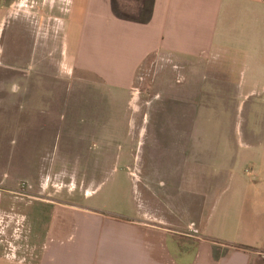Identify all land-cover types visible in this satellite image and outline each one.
<instances>
[{
	"label": "crops",
	"instance_id": "crops-1",
	"mask_svg": "<svg viewBox=\"0 0 264 264\" xmlns=\"http://www.w3.org/2000/svg\"><path fill=\"white\" fill-rule=\"evenodd\" d=\"M149 58L176 60L188 69L180 73L188 86L203 77L205 92L240 93L247 84L264 89V0H0V61L29 77L0 100V190L28 180L15 172L18 158H47L53 124L66 110L116 109L99 112L97 121L86 118L92 125L106 124L107 115L116 119L117 109L125 115L124 97ZM229 74L241 78L231 82ZM177 96L167 104L174 121L181 120ZM163 100L156 102L157 116ZM65 124L62 144L54 145L61 155L80 148L77 135H90L69 133ZM103 129H92L97 140L114 137ZM213 139L212 133L204 138L211 163L191 172L193 196L162 201L159 210L144 207L133 217L59 201L49 217L40 206L24 215L14 206L19 198L0 193V264H256L264 245L258 204L264 168H250V180L239 167H213L219 154ZM48 169L40 165L27 187L43 181L41 193L52 188L57 182ZM199 183L212 190L208 198L198 195ZM202 204L210 212L205 217Z\"/></svg>",
	"mask_w": 264,
	"mask_h": 264
},
{
	"label": "rangeland",
	"instance_id": "rangeland-1",
	"mask_svg": "<svg viewBox=\"0 0 264 264\" xmlns=\"http://www.w3.org/2000/svg\"><path fill=\"white\" fill-rule=\"evenodd\" d=\"M7 63L0 61V100L12 94L18 79L29 84V77H18V67L12 61ZM178 65L170 58L167 61L145 60L124 97L125 115L117 109L116 119L107 115L104 116L106 124L92 125L85 121L86 118L97 121L99 112L112 114L116 109L81 107L66 110L68 116L63 112V119L61 116L53 124V139L47 158L21 156L16 160L17 175L30 181L35 180L40 165L48 164L47 171L53 172L50 175L59 183V188H56L57 183H52V188L41 193L40 187L45 185L43 181L39 188H28L27 180L14 188H9L6 183L0 193L19 198L20 203L14 206L24 215L40 206L45 208L43 213L49 217L56 201L71 207H80L73 203L81 204L106 215L115 212L133 217L144 207L159 210L160 202L163 206L162 201L171 199V205L174 198L193 196L192 189H189L193 181L192 170H205L211 163L205 154L204 140L210 133L214 135V151L219 152L213 167H239L247 179L252 178L248 172L250 168L256 171L259 167L264 168V89L247 84L240 93L205 92L200 85L203 77H194V85L188 86L189 77L180 76L188 69L180 70ZM238 77L237 74H229L226 79L234 82ZM176 95L181 102V120L174 121L168 106ZM162 99L164 105L159 107L157 116L156 102ZM65 121L67 132L90 135H77L82 138L80 148L70 146L62 156L54 145L62 144L58 137L62 133L61 127L66 125ZM93 128L95 133L99 130L104 133L103 128H106L115 135L99 141L92 134ZM195 133L202 137L198 143ZM100 145H105V148ZM61 168L65 171L59 172ZM200 177H204V172ZM213 183L215 195L220 176L214 178ZM198 185V195L208 198L212 190L203 183ZM49 189L56 191L50 195L52 191ZM40 198L47 200L44 203L53 202V205H44ZM259 198L258 204L264 210L263 192ZM199 208L203 217L210 213L205 204ZM11 210L7 208L4 213H12ZM26 222L28 217L22 221L23 225ZM257 251L256 264H264V245Z\"/></svg>",
	"mask_w": 264,
	"mask_h": 264
}]
</instances>
